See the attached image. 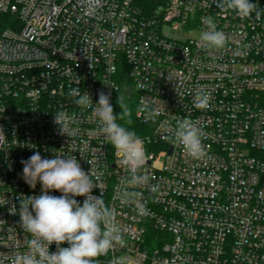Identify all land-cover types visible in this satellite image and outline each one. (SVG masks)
Returning <instances> with one entry per match:
<instances>
[{
    "label": "built area",
    "instance_id": "2783aa9c",
    "mask_svg": "<svg viewBox=\"0 0 264 264\" xmlns=\"http://www.w3.org/2000/svg\"><path fill=\"white\" fill-rule=\"evenodd\" d=\"M250 2L262 10L259 21L221 11L214 0H0V264L27 250L20 200L41 194V184L25 183L21 161L36 151L47 159L74 155L83 170L92 168L106 204L119 213L127 246L99 264L113 257L123 264H264V0ZM205 17L229 36L225 48L200 44ZM69 86L93 103L103 91L114 108L128 90L137 106L147 98L160 109L155 122H145L136 108L150 129L139 136L148 156L140 171L158 185L155 193L135 189L148 216L133 219L120 204L117 189L130 173L116 165L114 146L91 110L68 96ZM197 93L210 96L207 109L194 107ZM60 110L75 118L71 139L53 123ZM181 118L202 129L204 158L163 139Z\"/></svg>",
    "mask_w": 264,
    "mask_h": 264
},
{
    "label": "clouds",
    "instance_id": "9594fccd",
    "mask_svg": "<svg viewBox=\"0 0 264 264\" xmlns=\"http://www.w3.org/2000/svg\"><path fill=\"white\" fill-rule=\"evenodd\" d=\"M214 3L221 11H233L242 20L261 19L262 10L250 0H214ZM203 23L206 30L199 36L200 44L208 49L225 48L229 36L217 30L212 17H205ZM235 54L241 55L242 52L237 51ZM78 84L79 80H76L75 85ZM110 95L100 91L98 102L93 103L86 91L81 93L80 87L69 86L68 90V96L75 105L82 111L91 110L98 121L99 134L114 146L116 165L130 173L126 186L117 189L120 204L132 208L136 214L133 219L146 217L150 212L143 193L135 189L148 187L155 193L158 185L150 183L154 177L147 170L140 171L148 162L142 139L117 122L123 120L131 124V109L125 103L123 95L119 94L117 103L121 112L114 114ZM193 103L196 109H207L210 106V96L207 93H197ZM137 112L143 115L145 122H155L162 114L147 98H141ZM74 122V116L65 111L54 113L53 123L59 125L58 134L62 136L66 135L71 139L77 135L78 129L73 128ZM203 135L196 122L181 118L176 121L171 134L163 139L174 146H182L193 159H202L207 154L202 143ZM0 137L3 138V135L0 134ZM21 163L25 183L35 189L39 182L41 194L20 200V224L30 238L27 240V250L14 253L10 264H99L98 257L107 255L117 247L127 246L124 230L117 223L119 213L115 207L106 204L104 190L92 168L90 172L83 170L74 155L56 153L54 158L47 159L42 158L38 151ZM94 188L100 189V196L92 195ZM49 190L59 191L62 195H50ZM80 196L85 197L82 205L74 198ZM12 209L16 212L15 206ZM65 242L67 247L62 246ZM53 243L57 248L55 252L50 251ZM109 264H123V260L113 257Z\"/></svg>",
    "mask_w": 264,
    "mask_h": 264
},
{
    "label": "trees",
    "instance_id": "16d2710c",
    "mask_svg": "<svg viewBox=\"0 0 264 264\" xmlns=\"http://www.w3.org/2000/svg\"><path fill=\"white\" fill-rule=\"evenodd\" d=\"M127 94H128V90H124L123 92L120 93V95H123L125 103L132 111V115H131L132 123L127 124L123 120H118L117 122L128 128L129 130L134 131L138 136L148 133L150 129L147 128V126L142 122H140L136 117V108H137L136 95L132 93L131 97H128ZM113 109H114V114L116 115H118L121 112V108L117 103V100L114 104Z\"/></svg>",
    "mask_w": 264,
    "mask_h": 264
},
{
    "label": "rangeland",
    "instance_id": "374dc122",
    "mask_svg": "<svg viewBox=\"0 0 264 264\" xmlns=\"http://www.w3.org/2000/svg\"><path fill=\"white\" fill-rule=\"evenodd\" d=\"M196 37L197 36V34L196 33H193V34H191V37Z\"/></svg>",
    "mask_w": 264,
    "mask_h": 264
}]
</instances>
